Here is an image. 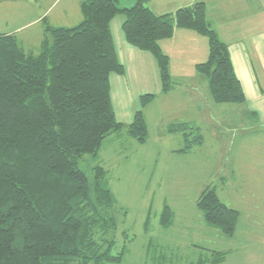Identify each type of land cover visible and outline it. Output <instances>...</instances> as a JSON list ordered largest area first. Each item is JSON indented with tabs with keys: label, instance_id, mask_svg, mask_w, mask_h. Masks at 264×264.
<instances>
[{
	"label": "trees",
	"instance_id": "trees-1",
	"mask_svg": "<svg viewBox=\"0 0 264 264\" xmlns=\"http://www.w3.org/2000/svg\"><path fill=\"white\" fill-rule=\"evenodd\" d=\"M148 1L120 6L119 0H82L80 22L45 24L36 52L0 33V264H109L125 254V245L113 252L115 197L107 170L94 161L112 134L125 131L146 142L144 107L156 94L139 95L130 123L116 119L109 77L125 72L110 28L117 14L124 16L126 42L153 56L162 93L173 82L159 41L184 28L207 39V58L195 70L207 80L212 100L245 101L228 46L207 21L204 2L157 14ZM167 132L181 134L177 152L203 143L199 128L188 122L171 123ZM86 155L94 162L90 175L79 167ZM195 203L206 224L234 236L240 212L219 198L215 186L206 185ZM171 216L165 204L160 224H169ZM210 254L189 264H221L227 252Z\"/></svg>",
	"mask_w": 264,
	"mask_h": 264
},
{
	"label": "rangeland",
	"instance_id": "rangeland-1",
	"mask_svg": "<svg viewBox=\"0 0 264 264\" xmlns=\"http://www.w3.org/2000/svg\"><path fill=\"white\" fill-rule=\"evenodd\" d=\"M31 1L34 15H38L47 3L46 0ZM135 2L119 0L120 6ZM158 2L154 0V3ZM63 8L67 9L66 13ZM170 8H173L172 3L167 10ZM47 15L49 22L57 26L71 27L82 19L80 9L69 6L67 0H57ZM55 17L57 19L53 20ZM123 18L122 14H117L111 24L118 51V36L125 42L121 29ZM39 25L45 29L42 23L37 25L38 28ZM168 43L163 42L166 50ZM33 49L36 52L38 48ZM178 60L179 55L171 51L170 74L175 88L169 96L162 98L157 73L155 77L150 76L149 87L143 92L157 95L146 106V142L138 143L125 131L120 135L112 134L105 138L99 157L94 161L107 170L108 183L115 197L116 231L113 234L116 244L113 252H118L123 245L126 248L120 262L109 264H188L198 257L209 259L212 250L227 252L221 264H264V123L253 124L249 120L252 118L246 116V120L242 118V125L235 117L224 119L218 115L213 116L214 122H211L207 102L212 98L207 94V99L202 94L200 102L207 118L195 119L204 138L202 145L194 146L189 153L173 151L182 146V136L168 133L167 126L191 120V110L186 107L197 97L188 93L190 88L186 90L182 86L185 83L181 88L176 87L175 82H179L176 76ZM186 72L201 75L195 69ZM115 76L121 84L125 82L132 88L128 78L111 73L112 106L118 113L119 102L120 105L134 103L135 110L139 107L138 95L119 93L120 84ZM215 108L218 111L224 108V104ZM90 157L86 155L79 163L88 175L94 165ZM209 184L215 186L224 203L240 212L232 237H226L218 228L207 225L196 206L198 195ZM165 204L170 207L172 216L170 223L162 226L160 213Z\"/></svg>",
	"mask_w": 264,
	"mask_h": 264
},
{
	"label": "crops",
	"instance_id": "crops-1",
	"mask_svg": "<svg viewBox=\"0 0 264 264\" xmlns=\"http://www.w3.org/2000/svg\"><path fill=\"white\" fill-rule=\"evenodd\" d=\"M46 1L47 3L42 6L38 15L31 13V0L0 1V7H5L0 10L2 15V19L0 20V33L13 34L20 44L27 50H34V47L38 48L40 41L44 36L45 29L42 28V25H39L40 28H38L37 25L42 23L44 28L45 24L57 26L51 24L53 22H49L50 19L47 15L51 6L57 0ZM81 1L82 0H67V3L69 6H76L79 8V3ZM196 1L204 2L207 21L217 31L220 38L227 44L235 74L241 83L245 95V101L243 103L215 102L217 106L224 104V108L218 111L215 108L216 105L212 103L213 100L208 101L207 105L209 107L207 111H209L208 114H211V116L208 115V120L214 122L213 116L216 115L223 116L224 119L235 117L239 120L238 122L243 125L242 118L246 120V116H249L252 118L249 120L250 122H253V124L257 123L256 125H258L259 122L264 123V0H159L158 3H154V0H149L148 3L150 4L148 6L155 13L162 14L174 11L179 7L191 5ZM152 3L156 4V6ZM170 3L173 4V8L167 10ZM155 7H158L160 10H155ZM62 11L66 13L67 9L63 8ZM56 19L57 17L53 20ZM34 26L35 28H33ZM118 40L120 45L119 51L115 41L114 44L117 56L124 65L125 72L117 75L121 76L123 79H125V77L128 78L132 84V88H130L128 84L126 85L125 82H122L121 84V81L116 79L118 77L115 76L116 81L120 84L118 86V92L122 93L124 96L129 93H136L139 97V95H141L140 93L147 91L150 84V76L155 77L156 73L158 74L156 62L150 53L131 46L126 42L125 38L124 43L126 45L123 43L120 36H118ZM164 41L170 42L167 44V50L163 47ZM159 44L164 53L168 55L169 60L171 59V51H175L179 55V72L176 73L179 82H175L177 84L176 87L181 88V85L185 83L182 86H184L186 90L190 88L188 93L192 96H197L194 102L192 101L190 106L186 107L191 110L192 119L182 121L191 123L201 130L199 125L195 124V119L201 118L205 120L207 114L204 111L205 108L203 103L200 102L202 94L204 96L206 95V97L207 94L210 95L209 90L207 91V80L202 75H192L186 72V70L195 69L197 63L202 62L207 58V39L205 36H202L193 30L175 28L173 35L170 38L161 39ZM111 78L110 74V87L112 86ZM174 88L175 87L172 86L167 93H162L160 90L162 98L169 96L171 90ZM127 99L130 100V98ZM146 106L144 107V114H146ZM175 106L178 105L175 104ZM118 109L119 112L117 113L113 107L116 119L124 124H128L131 122L134 111L137 108L133 110L134 103L126 104V102H124V105H120L119 102ZM186 117L188 116H184V118ZM173 151L179 154L183 153L177 152L176 149H173ZM190 151L185 153H189ZM240 181L243 183L242 179Z\"/></svg>",
	"mask_w": 264,
	"mask_h": 264
}]
</instances>
